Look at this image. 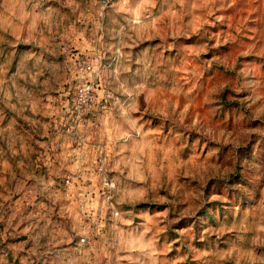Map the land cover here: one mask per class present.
<instances>
[{
  "label": "rangeland",
  "instance_id": "obj_1",
  "mask_svg": "<svg viewBox=\"0 0 264 264\" xmlns=\"http://www.w3.org/2000/svg\"><path fill=\"white\" fill-rule=\"evenodd\" d=\"M0 264H264V0H0Z\"/></svg>",
  "mask_w": 264,
  "mask_h": 264
},
{
  "label": "built area",
  "instance_id": "obj_2",
  "mask_svg": "<svg viewBox=\"0 0 264 264\" xmlns=\"http://www.w3.org/2000/svg\"><path fill=\"white\" fill-rule=\"evenodd\" d=\"M91 66V64L88 62V61H84L82 64H81V68L82 69H87ZM77 101L75 100L74 101V115L75 117L78 119L80 118L81 119V115L83 113V111L88 108V107H91L93 105V101H94V95H93V92H92V87L89 83H85L84 85H82L80 88H79V91H78V94H77ZM68 130H70L71 133L73 132H76V130L74 129H70V127H67ZM103 167V162H100L99 165H98V168L101 169ZM65 181L66 182H70V179L69 177H66L65 178ZM103 184L105 186V193H104V190H103V194L105 199L107 198L108 200H110L111 198V193H112V186H113V183L111 180H109L108 178L104 177L103 179ZM115 213H117L118 211L115 210L114 211ZM84 238L82 237L81 240H83Z\"/></svg>",
  "mask_w": 264,
  "mask_h": 264
},
{
  "label": "crops",
  "instance_id": "obj_3",
  "mask_svg": "<svg viewBox=\"0 0 264 264\" xmlns=\"http://www.w3.org/2000/svg\"><path fill=\"white\" fill-rule=\"evenodd\" d=\"M17 36H20V37H22L23 36V33H17ZM65 194V193H64ZM67 195H69V193H66ZM70 196V195H69ZM12 255H13V253H12ZM14 256V255H13ZM9 258H12L11 256L9 257Z\"/></svg>",
  "mask_w": 264,
  "mask_h": 264
}]
</instances>
